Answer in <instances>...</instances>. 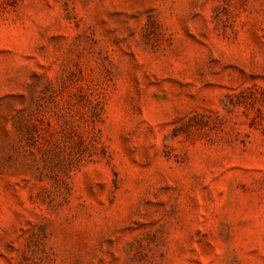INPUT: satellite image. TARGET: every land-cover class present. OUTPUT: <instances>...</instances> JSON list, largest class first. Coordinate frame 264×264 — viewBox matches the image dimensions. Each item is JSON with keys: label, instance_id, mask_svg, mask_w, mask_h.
<instances>
[{"label": "rangeland", "instance_id": "1", "mask_svg": "<svg viewBox=\"0 0 264 264\" xmlns=\"http://www.w3.org/2000/svg\"><path fill=\"white\" fill-rule=\"evenodd\" d=\"M0 264H264V0H0Z\"/></svg>", "mask_w": 264, "mask_h": 264}]
</instances>
